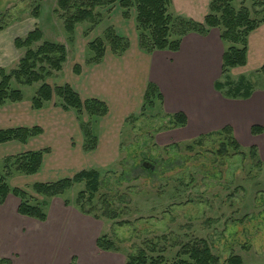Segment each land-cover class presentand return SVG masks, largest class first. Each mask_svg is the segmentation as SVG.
<instances>
[{"label":"rangeland","instance_id":"374dc122","mask_svg":"<svg viewBox=\"0 0 264 264\" xmlns=\"http://www.w3.org/2000/svg\"><path fill=\"white\" fill-rule=\"evenodd\" d=\"M253 1L233 0L231 5L235 10L241 6L250 11L259 10L258 7L253 8ZM56 2L0 0V69L5 73L15 70L25 53L24 48L15 47L14 40L23 39L28 31L38 28L42 41L65 47L66 61L62 69L52 71L51 76L44 80L51 87L60 85L73 72L75 64L80 67L83 63L88 65L85 61L93 54L87 44L96 38L102 39L103 31L117 26L122 18L117 4L97 9L101 16L98 23L77 24L70 36L64 31L62 20L54 13ZM169 12L174 14L170 7ZM133 16L131 10L125 23L130 30ZM251 17H254L253 12ZM245 75L254 88L262 86L260 74ZM230 77L236 80L238 71H231ZM40 84L18 85L14 78L10 83L12 88L21 90L24 101L31 99ZM58 103L54 98L45 105L55 112L52 114L54 118L67 117L75 126L74 112H61ZM5 108L10 107L7 105ZM163 111L156 104L154 108H146L142 114L126 119L117 160L98 170L102 186L92 203L84 204L86 210H92L90 216L98 217V235H105L114 243L123 262L138 249L146 250V246L156 244L153 256L162 248L165 250V264H171L177 260V252L188 240L204 239L211 253L218 257V264H227L226 260L231 256H239L242 264H264V134L251 135L247 128L240 133L237 141L232 129L244 155L221 157L215 153L221 140L217 135H211L203 141V147H197L192 145V139L176 140L175 137L168 138L169 133H160L173 129ZM35 119L44 118L37 114ZM85 120L83 115L76 119L78 124ZM73 139L76 137L73 136ZM47 140L43 136L35 142L42 144ZM188 145H192L193 149L186 150ZM250 146L256 147L257 157L250 156ZM143 162L154 165L153 171L144 170ZM33 181V176L15 180L10 177L8 184L15 187V183L24 182L21 189L34 204L43 198L32 192ZM83 189V183L74 184L56 199L62 203L68 201L69 204L65 205L68 212H79L75 199ZM103 197L114 209L121 211L117 219L109 220L101 216ZM50 200L44 212L52 219L54 212L49 204L54 201ZM120 221L128 223L117 224ZM74 262L78 264L76 258Z\"/></svg>","mask_w":264,"mask_h":264},{"label":"crops","instance_id":"0c3cea01","mask_svg":"<svg viewBox=\"0 0 264 264\" xmlns=\"http://www.w3.org/2000/svg\"><path fill=\"white\" fill-rule=\"evenodd\" d=\"M210 2L171 0L170 8L176 15L202 22ZM122 18L114 29L128 40V48L120 55L106 50L100 62L83 63L78 74L71 72L64 80L82 100L95 98L107 107V113L93 128L97 137L94 150H82L83 137L75 117L74 126L67 117L54 118L52 114L55 112L49 106L32 109L30 100L22 99L0 106V130L41 128V133L25 142L10 140L0 143V160L6 156L47 149L35 174H14L12 180L33 176L32 184L51 182L71 177L80 170H99L113 164L121 149L122 127L126 119L140 114L148 83H153L162 95V102L155 100V105L159 104L164 109L166 117L176 112L187 117L185 126L160 132L169 133L168 138L190 140L229 125L239 141L240 133L247 128L250 133L251 125L264 127L263 84L258 89L253 87L247 99L227 98L213 88L214 81L220 79L224 51L217 28H210L206 35L187 33L181 37L177 51L145 52L138 46L133 19L130 30L125 24L127 19ZM263 65L264 22L247 36L245 64L232 68L230 72L238 71L239 76L246 77L248 73L259 74L258 70ZM7 105L10 108H5ZM58 108L61 112L73 114L71 110ZM37 114L44 119L36 120ZM43 136L48 138L46 143L35 142ZM15 184L19 188L24 186L21 185L24 182ZM52 199L50 201L54 202L49 205H52L54 216L51 219L47 215L41 222L19 215L16 211L19 200L7 195L0 205V259H9L12 264H68L74 256L78 264L123 263L117 252L96 248L99 220L78 211L70 213L60 199Z\"/></svg>","mask_w":264,"mask_h":264},{"label":"trees","instance_id":"16d2710c","mask_svg":"<svg viewBox=\"0 0 264 264\" xmlns=\"http://www.w3.org/2000/svg\"><path fill=\"white\" fill-rule=\"evenodd\" d=\"M233 0H211L209 11L202 22H196L188 18L181 17L169 12L171 0H57L56 13L64 31L68 35H73L75 26L80 23L96 24L100 20L97 9L112 7L117 4L124 19L130 17L131 10L134 12L133 21L138 37V46L145 52L153 51H177L179 49L181 37L189 32L206 35L210 28H217L220 41L224 45L221 56L220 79L215 80L213 88L227 98L247 99L253 90L252 83L244 76H239L236 80L230 77V70L243 66L246 62V44L248 34L259 24L264 22V0H254L253 8L241 6L235 10L231 5ZM253 12L254 17H251ZM37 15V14H35ZM175 36V37H174ZM16 48H24L25 53L19 61V65L10 73H5L0 69V106L6 103L19 102L23 99L21 90L12 88L10 83L14 78L18 85L31 86L41 82L35 94L30 99L32 109H41L46 103L57 99L58 106L63 111H73L76 119L85 116L86 120L79 123V129L83 137L82 150L92 151L96 147L97 137L94 126L98 120L107 113L105 103L95 98L82 100L79 95L67 83L54 85L51 87L44 80L50 77L52 71H60L62 64L66 61V50L64 45L49 41H42V34L38 28L28 31L23 39L14 40ZM128 40L119 36L114 27H108L103 31V38H96L87 44L88 50L93 54L85 62L95 64L102 60L106 48L113 54L120 55L128 48ZM73 72L78 74L80 66L75 64ZM264 85V65L258 70ZM155 100L162 102V95L153 83H148L144 93L143 104L140 114L146 108L155 107ZM135 116H131L133 118ZM168 122L171 128L183 127L187 124V117L182 112L169 115ZM250 134L258 135L264 132V127L253 124L250 126ZM41 133L39 126L16 127L0 130V143L17 140L25 142L29 137ZM211 135L221 137L215 153L221 157L230 155H244L241 147L232 134L229 125L222 127L204 135L192 139V145L203 147V141ZM192 145L185 146L186 150H192ZM47 149L28 151L14 156H6L0 160L2 170H0V205L3 204L8 194L19 200L17 213L21 216L30 217L38 221H45L46 214L44 208L48 205V200L62 196L74 184L83 183L84 189L80 190L75 199V205L79 212L84 215H91V209L86 210L84 204L92 203L99 188L102 186L98 170L84 169L76 172L71 177L60 178L51 182H36L31 185V190L36 195L43 198L42 201L31 204L28 194L19 187H11L8 179L14 174L33 175L42 163L43 154ZM250 156L257 157V149L250 146L248 149ZM144 163L146 165H144ZM144 170L152 172L154 165L143 162ZM64 201V205H68ZM101 216L115 220L121 211L114 209L106 198L101 199ZM93 218L98 219L97 216ZM120 221L117 224H127ZM95 246L101 251H118L114 243L105 235H100L95 240ZM145 249H138L136 253L129 254L123 264H165L163 256L164 249H158L156 244L146 246ZM184 257V259H182ZM75 257H71L70 264ZM218 257L211 253L210 246L204 239H192L181 246L177 252V260L171 264H218ZM8 259H0V264H9ZM227 264H242L239 256H231L226 260Z\"/></svg>","mask_w":264,"mask_h":264},{"label":"water","instance_id":"95a60500","mask_svg":"<svg viewBox=\"0 0 264 264\" xmlns=\"http://www.w3.org/2000/svg\"><path fill=\"white\" fill-rule=\"evenodd\" d=\"M144 165H146V164L144 163Z\"/></svg>","mask_w":264,"mask_h":264}]
</instances>
